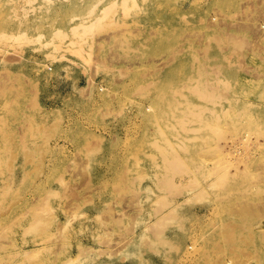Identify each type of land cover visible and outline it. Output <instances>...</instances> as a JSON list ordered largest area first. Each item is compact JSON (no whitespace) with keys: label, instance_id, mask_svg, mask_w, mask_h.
Instances as JSON below:
<instances>
[{"label":"rangeland","instance_id":"1","mask_svg":"<svg viewBox=\"0 0 264 264\" xmlns=\"http://www.w3.org/2000/svg\"><path fill=\"white\" fill-rule=\"evenodd\" d=\"M0 264H264V0H0Z\"/></svg>","mask_w":264,"mask_h":264},{"label":"bare ground","instance_id":"2","mask_svg":"<svg viewBox=\"0 0 264 264\" xmlns=\"http://www.w3.org/2000/svg\"><path fill=\"white\" fill-rule=\"evenodd\" d=\"M239 211H240V210H239ZM227 262H228V263H231V261H230V260H228Z\"/></svg>","mask_w":264,"mask_h":264}]
</instances>
